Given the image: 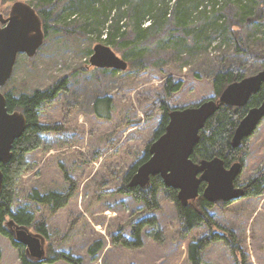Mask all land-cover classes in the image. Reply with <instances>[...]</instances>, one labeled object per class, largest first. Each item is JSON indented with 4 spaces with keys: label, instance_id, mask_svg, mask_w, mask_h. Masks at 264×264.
I'll return each mask as SVG.
<instances>
[{
    "label": "rangeland",
    "instance_id": "1",
    "mask_svg": "<svg viewBox=\"0 0 264 264\" xmlns=\"http://www.w3.org/2000/svg\"><path fill=\"white\" fill-rule=\"evenodd\" d=\"M16 1L29 4L35 12L49 9L53 19L36 54L31 58L18 55L12 75L1 89L2 94L9 91L14 95L31 94L66 77L68 92L61 93L55 108L41 119L57 122L63 119L62 110H72L64 132L46 135L51 150H39L28 156L33 167L18 184L15 205L26 207L27 204L35 215H46L48 234L43 237L33 229H25L40 239L44 258L52 248L79 257L82 264H187L184 257L188 242L208 234V229L200 226L182 237L176 209L162 190L156 195L158 211L142 213V203L118 193L117 189L129 168L152 142L159 115L151 119L145 117L152 108L147 97L155 100L160 95L164 78L184 77L182 93L185 95L173 100L174 105H196L200 98L192 96L193 88L204 90L203 95L210 93L209 82L223 67L248 64L245 77L264 69V9L258 6L253 15L244 19L245 23L235 28L242 40L240 48L230 35L224 42L217 37L207 46L194 45L192 35L184 48H174L171 41L167 42L170 46L153 45L146 51L135 50L133 56L127 58L124 49L106 42L111 30L109 22L104 23L101 5L90 2L91 9L99 10L96 19L92 17L89 21L86 16L92 13L83 14L73 0L56 4L53 1L50 6L44 0H0V14L6 18ZM233 20L240 22V17L235 15ZM124 23L125 20L120 23L121 30ZM188 23L186 31L190 32L197 25L196 19L192 17ZM97 44L109 47L127 63V69L113 71L91 67L89 58ZM237 49L246 52L237 53ZM137 60L148 64L150 69L139 73L130 69L132 61ZM194 74H199L202 80L196 82ZM103 97L112 100L109 120L98 119L93 112L96 99ZM184 97L185 102L181 100ZM242 146V168L235 183L241 188L258 171L264 170V119ZM63 172L77 183L76 193L63 209L49 216L44 210L29 205L26 196L34 188L41 192L66 190ZM209 212L215 222L232 230L242 240L243 257L232 254L222 241H215L201 253L202 264H264V191L255 198L242 197L228 202L224 210L214 207ZM146 214L154 217L155 223L142 228L139 247L125 249L112 244L113 235L119 230L128 234L129 225ZM9 228L14 240V230L18 227L9 225ZM96 242H100L102 248L94 255L89 254V248ZM0 252V264H20L19 251L3 236H0ZM23 252L28 254L25 248Z\"/></svg>",
    "mask_w": 264,
    "mask_h": 264
},
{
    "label": "trees",
    "instance_id": "2",
    "mask_svg": "<svg viewBox=\"0 0 264 264\" xmlns=\"http://www.w3.org/2000/svg\"><path fill=\"white\" fill-rule=\"evenodd\" d=\"M63 0H44L47 6H50ZM86 16V21L96 19L97 10L90 8V2L97 6L101 5L103 11L104 23L109 22L111 32L106 38V42L114 48L124 49L126 57L130 58L135 50L146 51L153 45L163 46L172 41V46L177 48L188 44V37H194V45L203 43L210 45L212 40L221 38L226 40L230 35L237 48H240L242 40L239 38L241 23L244 19L253 15L256 8L264 9V0H73ZM108 8H105V3ZM262 12V11H261ZM42 23V30L45 38L48 34L49 21L53 19L52 12L49 9H42L36 12ZM258 13V12H257ZM237 15L240 22L234 21ZM262 15V14H259ZM196 19V26L186 31L189 26L190 18ZM261 17V16H260ZM123 24L124 30H121L120 23ZM89 23V22H88ZM147 23V24H146ZM239 46V47H238ZM197 47V46H195ZM237 53H244L243 49H237ZM134 59V58H133ZM248 65V64H246ZM246 65L223 67L220 69L209 82L210 93L203 95L204 90L193 88V97H198V104L174 105L173 100L180 99L183 94L184 77L175 78L167 76L161 83L160 95L152 100L147 97L152 106L151 110L146 113L147 119L153 118L155 114L159 115L158 126L153 132L152 141L157 139L163 132L168 122L169 113L172 110L196 107L202 102L208 100H217L223 90L231 83L245 78L249 69ZM264 65V63H262ZM130 69L145 72L150 69L149 65L143 61H132ZM116 71V70H113ZM164 73L163 70H159ZM193 79L199 82V74H194ZM68 79L66 77L56 81L51 87L45 90H35L31 94L14 95L10 91L5 93L6 107L9 112H20L26 120V127L23 134L14 141L11 149V158L6 165H1L2 172V189L0 193V236L8 238L14 248L19 251L20 264H53L63 261L67 264H82L79 257H75L65 251L48 249L45 258L42 261L31 259L28 254L23 252L24 247L15 242L11 235L9 223L13 225L33 229L35 233L47 237L48 226L46 224V215H35L32 210L24 206H16L15 201L18 197V184L23 175L31 171L33 164L28 156L37 152H48L51 146L45 140L48 134H59L64 132L70 119L72 110H62L63 119L60 121H45L42 116L48 110L55 108L59 95L68 92ZM195 89V90H194ZM205 91H208L207 89ZM191 96V97H192ZM264 99V84L260 91L252 95L247 104L242 107H233L220 104L217 111L205 122L204 127L199 132V141L193 148L191 159L194 162L201 160H211L220 158L224 161L225 167H229L236 161L243 162V143L242 140L237 148H232L231 140L237 124L244 117L249 108L255 107ZM185 102V97L181 99ZM189 97H187V101ZM181 101V103H182ZM112 110V100L110 97L96 99L93 105V112L96 118L109 120ZM151 143V142H150ZM143 156L132 165L127 171L123 184L117 189V192L123 195L131 196L136 202L142 203L144 210L142 213H154L159 209L156 195L162 190L165 197L171 201L176 209L178 219L181 223V236H187L193 229L205 226L208 234L192 238L186 247L184 260L187 264H202L201 253L203 250L215 241H222L229 251L243 257L240 250L242 240L236 234L227 228L220 226L214 221L210 210L214 207H221L223 210L228 202L211 203L202 197L204 184L200 185L199 196L196 200L190 201L183 206L177 199V191L167 188L163 185L159 176L150 178L147 186L140 188L138 186H129V180L135 173L136 168L149 158L148 147ZM63 179L67 184L64 191L47 190L44 192L34 188L26 196L29 205L42 209L49 213V216L56 214L63 209L74 196L77 190L76 181L70 177L67 172H63ZM237 180L235 181V183ZM243 198H255L260 196L264 191V170L258 171L243 186ZM40 211V212H42ZM155 223V218L145 215L128 227V234H123V230L111 237L113 245L121 246L125 249L137 248L141 245L140 233L145 226H151ZM125 230V229H124ZM215 230V231H213ZM157 235V234H156ZM161 238V237H160ZM102 248L100 242L94 243L88 250L89 254H95ZM1 258V252H0Z\"/></svg>",
    "mask_w": 264,
    "mask_h": 264
},
{
    "label": "water",
    "instance_id": "3",
    "mask_svg": "<svg viewBox=\"0 0 264 264\" xmlns=\"http://www.w3.org/2000/svg\"><path fill=\"white\" fill-rule=\"evenodd\" d=\"M44 40L41 20L29 4L16 1L11 5L6 18L0 14V166L10 161L12 145L26 127L23 114L7 110L1 89L10 79L18 55L33 57ZM89 64L100 69H127V63L102 44L94 46ZM263 84L264 69L229 84L217 100H208L196 107L172 110L164 132L150 143L149 158L137 167L129 180V186L143 188L149 184L150 178L159 176L165 187L177 191V199L183 206L198 198L201 184H204L202 197L211 203L242 198L244 190L235 184L242 168L239 161L229 167H225L220 158L196 163L191 159V154L199 141V132L220 104L245 106ZM263 119L264 99L259 105L249 108L237 124L231 140L232 148L239 147L242 140L249 138ZM1 189L0 169V193ZM17 227L14 230L15 242L27 250L31 259L42 261L44 251L40 239L29 234L24 227Z\"/></svg>",
    "mask_w": 264,
    "mask_h": 264
},
{
    "label": "flooded vegetation",
    "instance_id": "4",
    "mask_svg": "<svg viewBox=\"0 0 264 264\" xmlns=\"http://www.w3.org/2000/svg\"><path fill=\"white\" fill-rule=\"evenodd\" d=\"M197 163V162H196ZM225 165V164H224Z\"/></svg>",
    "mask_w": 264,
    "mask_h": 264
}]
</instances>
